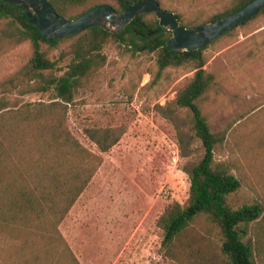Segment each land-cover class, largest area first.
I'll return each mask as SVG.
<instances>
[{"label": "rangeland", "instance_id": "obj_1", "mask_svg": "<svg viewBox=\"0 0 264 264\" xmlns=\"http://www.w3.org/2000/svg\"><path fill=\"white\" fill-rule=\"evenodd\" d=\"M160 3L179 14L181 24L191 27L223 12L232 0ZM147 18L157 19L154 13ZM72 40L52 48L43 45L49 58L57 60L53 74L61 75L66 69ZM103 52L105 65L74 92L67 113L71 134L102 161L58 229L80 264H182L162 248L163 231L156 221L169 204L186 201L189 172L204 151L190 128V110L168 109L177 91L193 77L194 66L185 63L158 71L156 52L131 54L112 39ZM30 55L28 42L1 55L0 81L22 68ZM204 56V68L215 75V84L199 104L219 139L215 161H234L247 179L256 172L264 174V13L209 44ZM3 88L0 112L53 97L50 92L20 94ZM118 125L126 130L105 152L84 132L88 126ZM254 156L259 165L251 163ZM254 186L257 192L244 180L230 195L231 205L262 201L261 188ZM214 232L218 244V229ZM252 237L248 232L243 241L252 244ZM10 241L0 240V264L17 258L15 242ZM194 256L197 264H204L200 249Z\"/></svg>", "mask_w": 264, "mask_h": 264}, {"label": "trees", "instance_id": "obj_2", "mask_svg": "<svg viewBox=\"0 0 264 264\" xmlns=\"http://www.w3.org/2000/svg\"><path fill=\"white\" fill-rule=\"evenodd\" d=\"M112 1L48 0L66 19L79 17L103 4L117 12L132 4L130 0ZM156 1L161 4L160 0ZM249 1L232 0L229 8L210 20L233 12ZM260 13H264V7L223 35ZM147 15H137L118 33L94 25L64 38L48 40L29 21L23 6L0 0V56L23 42L31 47L28 62L2 79L0 86L5 90L16 89L20 94L50 92L53 95L49 102H26L0 112V240L15 242L18 253L16 260L8 264H80L58 224L102 160L71 134L67 126L68 105L74 92L105 65L103 47L109 39L131 54L156 52L158 71L185 63H192L195 69L168 109L190 110V128L204 151L189 172L186 201L169 204L156 221L163 231L162 248L182 264H197L194 253L199 249L204 264H264V174L255 171V177L247 179L239 164L214 159L219 139L211 131L199 104L215 84V75L204 68L207 46L179 52L170 50L167 40L171 31H165L157 19H149ZM177 16L181 23V16ZM69 39H73L68 50L71 59L64 72L55 75L52 71L57 68V60L49 58L43 45L52 48ZM125 130L124 125L88 126L84 132L100 152H105L118 142ZM255 162L259 165L256 156L251 163ZM244 180L256 192L258 188L254 185L258 184L262 201L234 208L230 195L242 187ZM216 228L218 244L213 239ZM248 232L253 236V245L243 241ZM1 249L2 253L6 250L4 245Z\"/></svg>", "mask_w": 264, "mask_h": 264}, {"label": "water", "instance_id": "obj_3", "mask_svg": "<svg viewBox=\"0 0 264 264\" xmlns=\"http://www.w3.org/2000/svg\"><path fill=\"white\" fill-rule=\"evenodd\" d=\"M4 1L23 6L29 21L36 25L41 35L48 40L64 38L94 25L108 32L118 33L137 15L152 12L165 31H171L167 47L175 52L208 46L264 7V0H250L233 12L187 27L180 23L175 12L162 8L156 0H130L132 4L121 12L103 4L73 19L59 15L48 0Z\"/></svg>", "mask_w": 264, "mask_h": 264}, {"label": "crops", "instance_id": "obj_4", "mask_svg": "<svg viewBox=\"0 0 264 264\" xmlns=\"http://www.w3.org/2000/svg\"><path fill=\"white\" fill-rule=\"evenodd\" d=\"M252 242H254V239H253V237H252ZM250 245H253V243H252V244H250Z\"/></svg>", "mask_w": 264, "mask_h": 264}]
</instances>
